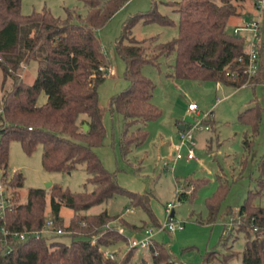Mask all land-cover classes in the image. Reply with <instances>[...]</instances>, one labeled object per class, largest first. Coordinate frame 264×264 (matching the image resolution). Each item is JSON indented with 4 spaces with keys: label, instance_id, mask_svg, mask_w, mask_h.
I'll return each mask as SVG.
<instances>
[{
    "label": "trees",
    "instance_id": "trees-1",
    "mask_svg": "<svg viewBox=\"0 0 264 264\" xmlns=\"http://www.w3.org/2000/svg\"><path fill=\"white\" fill-rule=\"evenodd\" d=\"M78 1L84 12L64 9L61 18L46 9L23 15L20 0H0V169L5 185L12 189L9 205L0 217V264H127L135 249L127 250L121 259L116 253L113 260L106 257L105 249L126 242L119 233L120 228L128 227L141 235L144 222L129 226L106 210L84 213L94 205L107 203L115 195H124L131 205L145 211L152 225L160 226L149 208V193L132 192L118 185L114 174L103 167L94 151L105 135L97 87L106 78L108 67L95 30L129 0ZM250 1L255 8L258 0L168 2L178 17L177 36L166 43L153 38L137 40L130 34V26L139 19L144 23L173 24L157 12L154 2L146 13L131 16L123 24L114 45L124 62V77L129 85L108 103L110 113L117 112L123 117L119 141L122 155L147 136L143 128L129 131L130 126L160 116L150 101L153 84L141 72L145 64L156 65L160 56L173 55L168 74L171 78L213 81L236 88L264 84V31L260 23L257 66L252 77L247 73L248 32L234 35L228 29L231 18L247 16L243 10ZM30 60L37 63L36 76L31 84H25L20 70ZM41 92L45 101L38 105L36 101ZM261 111L260 104H256L239 114V122L250 127L252 137L259 131ZM207 121L212 125L210 116ZM83 124L87 125L85 131ZM11 141H17L26 154L41 146L40 160L46 171L69 172L82 165L91 190L71 192L50 184L46 188H29L25 201L17 202L22 177L16 172L8 176L6 172ZM252 147L253 141L246 135V154ZM243 163L246 164L245 159ZM258 173L255 188L248 190L238 210L228 207L226 211L232 228L243 233L246 239L242 264H264V206L257 203L264 195V154L258 163ZM216 177L217 188L205 201L211 220L219 215L230 190L225 177L219 174ZM204 182L186 178L177 200L193 199L198 186ZM188 187H193V191L186 193L184 189ZM62 207L71 212L66 219L61 214ZM48 219L52 221V228L43 231ZM58 229L62 233L56 234ZM14 233L24 234V238L14 237ZM229 235L228 231L223 237ZM59 236L68 237L69 242L60 240ZM148 252L151 264L176 262L166 244L154 238ZM213 258L210 252L205 261L212 262ZM135 263L145 264L144 257L137 254Z\"/></svg>",
    "mask_w": 264,
    "mask_h": 264
},
{
    "label": "rangeland",
    "instance_id": "rangeland-1",
    "mask_svg": "<svg viewBox=\"0 0 264 264\" xmlns=\"http://www.w3.org/2000/svg\"><path fill=\"white\" fill-rule=\"evenodd\" d=\"M171 1L173 0H129L95 30L112 73L97 87L105 135L102 143L94 147V151L103 167L114 174L118 185L132 192L149 193V208L159 225L166 220L165 205L177 203L173 209V222L180 224L181 228L172 234H158L156 226L149 221L145 211L131 205L124 195H115L107 203L94 205L84 210V213L95 214L106 210L110 215L122 218L129 226H139L144 222L145 229H151L156 235L155 240L166 244L178 264H242L246 239L243 233L232 228L231 217L226 211L228 207L233 211L238 210L248 190L255 188V180L259 175L258 163L264 154V84L239 88L220 84L217 87V82L213 81L171 78L168 74L171 72L173 55L160 56L156 65L145 64L141 67L142 74L153 84L150 101L160 111V116L130 126L129 131L137 127L143 128L147 136L141 144L131 146L126 155H122L119 144L123 133V117L108 110L110 98L129 85L124 77V62L116 53L114 45L123 24L131 16L146 13L154 2L157 12L167 16L173 24L144 23L139 19L130 26V34L137 40L147 41L153 38L156 42L166 43L177 36L178 16L168 4ZM73 8L81 13L85 9L78 0H20V12L23 15L46 9L53 16L62 18L64 9ZM249 9L252 13L249 18L254 19L259 15L252 1L245 4L244 13ZM259 19L264 31V9ZM234 23L233 20L229 22L230 31L234 29ZM247 36L250 38L249 33ZM21 67L22 81L31 84L36 76L37 63L30 60ZM44 101L45 95L41 92L36 102L40 105ZM189 104H196L197 112L188 111ZM256 104H260L262 108L261 123L258 133L252 137L250 127L241 124L238 117L246 108ZM204 115L210 116L212 125L205 120L204 123L210 129L194 132V158L188 159L187 148L180 145L177 126H192L196 121H201ZM246 135L253 141L249 154L244 149ZM176 154L180 157L174 162ZM40 158L39 145L33 152L26 154L17 141L9 143L7 175L11 176L16 172L22 177L21 186L17 188V202L25 201L29 188H46L47 184H57L71 192L91 190L82 165H77L69 172H52L42 168ZM218 174L225 177L230 190L221 204L219 215L211 220L205 201L217 188ZM186 178L202 179L205 182L198 186L193 199L183 198L178 201L177 192L181 191V183ZM11 190L6 185L9 198ZM184 191L190 193L193 187L185 188ZM257 203L264 206V195L258 198ZM70 213L69 209L61 208L65 219ZM48 217L49 210L46 218ZM120 229L136 239L141 237L128 227ZM228 231L230 235L223 237ZM58 238L69 242L68 237ZM127 250V242H118L105 249L107 252H117L119 257ZM210 252H213V261L206 262L205 257ZM137 254L144 257L145 264H151L150 253L145 250L133 252L127 264H136ZM230 254L232 255L229 256Z\"/></svg>",
    "mask_w": 264,
    "mask_h": 264
},
{
    "label": "built area",
    "instance_id": "built-area-1",
    "mask_svg": "<svg viewBox=\"0 0 264 264\" xmlns=\"http://www.w3.org/2000/svg\"><path fill=\"white\" fill-rule=\"evenodd\" d=\"M264 9V0H258L255 6V10L259 12V15L256 16L254 19L245 20L243 22V25L237 26L232 30V33L234 35H240L242 32H248L250 34V38L248 39L247 44V52L249 54V66L247 69V73L249 77L254 76L256 71V63H257V40H258V33H259V18L262 10ZM106 76L108 74L112 73V70L107 67L105 68ZM220 83H217V87H219ZM187 109L189 111L197 112L198 106L196 104H189ZM208 118L207 115H204L203 119L201 121H196L192 126H187V128L184 126L182 130L178 131V139L181 146H185L187 148V158L192 159L194 158V132L196 130H209L210 127L204 123V121ZM180 156L176 154L173 157V160H177ZM179 192H177L178 194ZM177 196V195H176ZM177 199V198H176ZM9 205L8 196L6 193V185L4 182V177L2 176V172L0 169V217H3L5 214L6 208ZM177 206V203L170 202L167 203L164 207V211L166 213V220L165 222L156 228L157 233L158 232H166L169 234H172L176 229H180L181 226L178 223L173 222V209ZM128 209H126L127 211ZM52 228V221L50 219L45 221L43 231H48ZM6 232L3 231V234ZM56 234L62 233L59 229L55 230ZM119 233L122 234L127 242L128 250L129 249H135L136 252L145 250L148 251L150 248V245L152 243L153 236L155 235L152 230L145 229L141 237L139 239H136L135 237L125 234L124 230L119 229ZM14 237H19L20 239L24 238V234H18L14 233ZM117 252H107L105 251V255L107 258L113 260L116 258ZM153 253H156V250L153 251ZM124 255V254H123ZM123 255L120 257V259L123 257ZM119 264V263H118ZM175 264H178L175 262Z\"/></svg>",
    "mask_w": 264,
    "mask_h": 264
},
{
    "label": "crops",
    "instance_id": "crops-1",
    "mask_svg": "<svg viewBox=\"0 0 264 264\" xmlns=\"http://www.w3.org/2000/svg\"><path fill=\"white\" fill-rule=\"evenodd\" d=\"M250 10L251 9H249L247 12H246V14H247V16H242V17H236V18H231L230 20H229V22H231L232 20L233 21H235V23L233 24V28H235V27H237V26H241V25H243V22L246 20H249V19H251V18H249V17H251V15H252V13H250ZM254 18H256V16L254 17ZM220 86V85H219ZM188 110V109H187ZM189 111V110H188ZM180 124H178V126H179ZM178 126H177V129H178ZM178 131H179V129H178ZM178 133V132H177ZM174 161V160H173ZM176 161V160H175ZM174 161V162H175ZM163 233H165V232H158V234H163ZM157 234V235H158ZM156 235H154L153 236V238L155 237ZM155 239V238H154ZM177 262V261H176ZM178 263V262H177Z\"/></svg>",
    "mask_w": 264,
    "mask_h": 264
},
{
    "label": "water",
    "instance_id": "water-1",
    "mask_svg": "<svg viewBox=\"0 0 264 264\" xmlns=\"http://www.w3.org/2000/svg\"><path fill=\"white\" fill-rule=\"evenodd\" d=\"M82 128H83V130L85 131V130H87V125L86 124H83L82 125ZM184 128V125H179L178 126V129L179 130H182ZM50 184H47V187L49 186Z\"/></svg>",
    "mask_w": 264,
    "mask_h": 264
}]
</instances>
